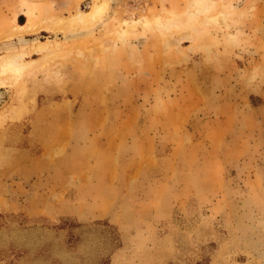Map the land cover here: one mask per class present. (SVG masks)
Listing matches in <instances>:
<instances>
[{"label":"rangeland","instance_id":"374dc122","mask_svg":"<svg viewBox=\"0 0 264 264\" xmlns=\"http://www.w3.org/2000/svg\"><path fill=\"white\" fill-rule=\"evenodd\" d=\"M0 61V264H264V0H0Z\"/></svg>","mask_w":264,"mask_h":264},{"label":"bare ground","instance_id":"6f19581e","mask_svg":"<svg viewBox=\"0 0 264 264\" xmlns=\"http://www.w3.org/2000/svg\"><path fill=\"white\" fill-rule=\"evenodd\" d=\"M105 8H107V4H106V2H99L98 4H96V5H94L93 7H92V9H91V11L89 12V14H88V19L89 20H95L96 18H98V16H100L102 13H103V11L104 10H106ZM73 17V16H72ZM70 18V19H67V20H63V21H59L58 19L56 20V19H51V20H49V21H47V23H45V25H44V28L45 29H47V30H49V31H53L54 33H55V31H60V30H63V29H65V28H67V27H69V26H72L74 23H76V22H78V21H80V19H78V21H77V19L76 18ZM135 27V26H134ZM17 30V31H16ZM16 30H15V34L14 35H25V34H28L29 32H31L32 30L31 29H26V28H24L23 26H20L18 29H17V27H16ZM14 31V30H13ZM124 31V30H123ZM10 33V32H9ZM10 35V34H9ZM8 35V36H9ZM11 36H13L12 34H11ZM45 48V47H44ZM9 60V59H8ZM7 61V60H6ZM13 61V60H12ZM11 61V62H12ZM8 62V61H7ZM7 62H5V61H0V71L1 70H7L8 68H10L12 65L11 64H13V63H11L10 62V64L9 63H7ZM13 62H15V61H13ZM15 64H16V62H15ZM17 66V65H16ZM29 67V66H28ZM12 69V68H11ZM15 70L13 71L14 72V75H12V77L13 78H11V79H9V78H6V77H4V78H1V80H0V86H2V85H4V84H9V85H12V84H14L15 85V87H18L17 86V83H16V81L18 80L17 78L18 77H20L19 75L23 72V70H26L27 68H25L23 65H19V67H17V68H14ZM27 71V70H26ZM25 71V72H26ZM23 74V73H22Z\"/></svg>","mask_w":264,"mask_h":264},{"label":"crops","instance_id":"0c3cea01","mask_svg":"<svg viewBox=\"0 0 264 264\" xmlns=\"http://www.w3.org/2000/svg\"><path fill=\"white\" fill-rule=\"evenodd\" d=\"M154 61V60H153Z\"/></svg>","mask_w":264,"mask_h":264}]
</instances>
